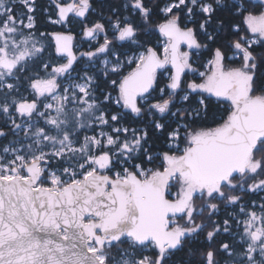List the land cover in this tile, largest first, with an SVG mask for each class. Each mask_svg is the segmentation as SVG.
I'll return each instance as SVG.
<instances>
[{
  "label": "snow or ice",
  "instance_id": "obj_1",
  "mask_svg": "<svg viewBox=\"0 0 264 264\" xmlns=\"http://www.w3.org/2000/svg\"><path fill=\"white\" fill-rule=\"evenodd\" d=\"M0 264H264V0H0Z\"/></svg>",
  "mask_w": 264,
  "mask_h": 264
},
{
  "label": "trees",
  "instance_id": "obj_2",
  "mask_svg": "<svg viewBox=\"0 0 264 264\" xmlns=\"http://www.w3.org/2000/svg\"><path fill=\"white\" fill-rule=\"evenodd\" d=\"M47 3H48V0H38V5L46 6ZM37 14H38V17L40 18L39 19L40 24H43V17L40 15L39 9H38V13Z\"/></svg>",
  "mask_w": 264,
  "mask_h": 264
}]
</instances>
